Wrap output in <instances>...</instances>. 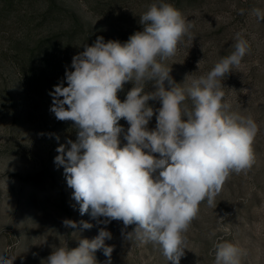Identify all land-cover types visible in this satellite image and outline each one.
I'll return each mask as SVG.
<instances>
[{
	"label": "rangeland",
	"instance_id": "374dc122",
	"mask_svg": "<svg viewBox=\"0 0 264 264\" xmlns=\"http://www.w3.org/2000/svg\"><path fill=\"white\" fill-rule=\"evenodd\" d=\"M154 2L0 0V254L15 256L13 264H42L52 246L77 247L79 239H92L101 228L112 235L105 240L113 247L110 264H172L159 244L125 240L122 221L105 225L90 212L80 214L63 166L54 162L59 155L56 149L64 144L67 151L66 142L75 141L76 130L73 122L58 121L50 111L49 93L61 81L67 86L65 70H73L72 58L83 51V45L91 46L98 36L106 42H126L143 30L139 17ZM164 2L193 24L194 39L185 36L165 62L181 86L206 75L230 55L236 33L249 42L240 65L223 78V101L230 111L253 118L259 127L251 169L230 174L215 198L217 207L200 204L185 233L187 249L180 264H214L219 242L243 248L241 264H264V21L253 11L264 10V0ZM132 86L125 84L118 93L121 101ZM147 89L153 90L151 85ZM149 104L160 107L158 101ZM119 124L125 131L129 127L124 119ZM155 125L154 115L148 127ZM120 140L123 147V133ZM66 219L77 222V228L65 227ZM81 222L92 227L84 229ZM95 255L98 264L108 261L102 249Z\"/></svg>",
	"mask_w": 264,
	"mask_h": 264
},
{
	"label": "clouds",
	"instance_id": "9594fccd",
	"mask_svg": "<svg viewBox=\"0 0 264 264\" xmlns=\"http://www.w3.org/2000/svg\"><path fill=\"white\" fill-rule=\"evenodd\" d=\"M253 11L264 21V10ZM139 23L143 30L124 43L98 36L91 46L83 45L72 58L73 70H65L67 86L61 81L49 93L55 118L73 122L76 130L75 141L66 142L67 151L64 144L56 149L54 162L63 166L81 215L90 212L105 225L122 221L125 240L157 243L167 261L180 264L187 249L185 233L200 204L217 207L215 198L230 174L246 173L255 160L257 123L230 111L223 101V78L240 65L250 44L236 33L230 55L181 86L165 62L185 36L194 39L192 22L172 4L157 0ZM127 83L133 86L121 101L118 93ZM147 85L153 90H146ZM149 101H158L160 107L154 109ZM154 115L155 128L149 129ZM121 119L129 125L126 131ZM81 223L84 229L92 227ZM63 225L77 228L73 220ZM131 225L132 231H126ZM111 238L101 228L94 238L79 239L77 247L54 245L42 264H98L95 254L101 249L110 264L113 247L105 240ZM215 248L214 264H241L246 254L231 242ZM15 259L0 254V264Z\"/></svg>",
	"mask_w": 264,
	"mask_h": 264
}]
</instances>
